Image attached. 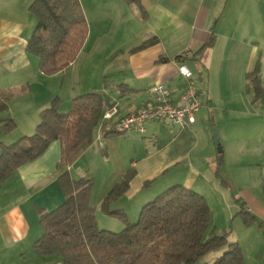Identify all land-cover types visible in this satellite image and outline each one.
Returning <instances> with one entry per match:
<instances>
[{
  "label": "crops",
  "instance_id": "obj_1",
  "mask_svg": "<svg viewBox=\"0 0 264 264\" xmlns=\"http://www.w3.org/2000/svg\"><path fill=\"white\" fill-rule=\"evenodd\" d=\"M33 1L0 0V91L24 93L12 97L0 113V120L18 123L9 135L0 132V146L32 135L39 112L53 97H61L58 112L66 113L73 97L99 94L107 101L105 109L117 111L110 123L151 103L157 84L170 91L177 105L192 86L201 107L194 122L184 128L148 122L142 134H106L100 120L91 144L66 168L57 167L61 146L54 141L41 157L16 169L0 187V264H62L60 255L41 256L33 244L41 235L39 212L63 203L58 175L64 170L74 180L92 182L89 201L95 208L96 226L119 232L123 223L102 213L100 204L130 169L135 174L128 189L111 209L121 210L134 222L143 205L174 185L202 196L207 187L215 188L219 196L228 194L216 176L220 153L213 133L221 141L224 166L247 159L264 168V116L253 112L244 79L258 63L264 82V0H139L146 12L144 20L136 7L123 0H79L88 26L86 41L75 61L52 76L42 75L38 59L25 50L36 26L28 11ZM154 38L155 43L140 47ZM211 38L210 50L198 55ZM180 67L189 70V79L180 75ZM207 68L217 76L212 92L210 85L204 86V92L199 88L200 71ZM46 78L54 79L58 90L52 86L43 97L29 99L33 87L40 91ZM241 120L247 124L238 130L236 123ZM227 174L223 170L226 179ZM263 181L254 190L240 189L236 199L243 201L240 209L257 219L250 244L253 264H264Z\"/></svg>",
  "mask_w": 264,
  "mask_h": 264
},
{
  "label": "trees",
  "instance_id": "obj_2",
  "mask_svg": "<svg viewBox=\"0 0 264 264\" xmlns=\"http://www.w3.org/2000/svg\"><path fill=\"white\" fill-rule=\"evenodd\" d=\"M123 1L137 8L139 19H145L146 12L139 0ZM80 7L79 0H34L29 6L36 26L25 50L38 59L42 75L52 76L64 71L81 51L88 26ZM213 40L206 41L198 55L210 50ZM156 41L151 39L140 47ZM259 77L257 63L244 79L253 103L264 104ZM12 97V92L0 91V113L7 109ZM59 103L55 99L39 112V123L32 135L0 146V187L16 169L41 157L54 141L61 146L59 169L69 166L81 150L91 144L107 101L95 93L75 96L66 113L58 112ZM15 126L12 119L0 120L3 134L9 135ZM221 155H217V177H220ZM134 172L133 169L125 172L122 180L102 198L101 212L119 219L124 225L121 231L111 232L96 226L95 208L89 201L92 182L74 180L67 171H62L58 182L63 203L50 212L38 214L41 235L33 244L37 254H58L62 264H195L209 253L223 251L212 264H242L241 248L237 242H227L228 233L217 234L212 228L206 234L211 220L207 202L203 196L182 185L167 188L143 205L134 222L121 210H112L111 205L126 192ZM241 214L243 220L257 222L243 208Z\"/></svg>",
  "mask_w": 264,
  "mask_h": 264
},
{
  "label": "rangeland",
  "instance_id": "obj_3",
  "mask_svg": "<svg viewBox=\"0 0 264 264\" xmlns=\"http://www.w3.org/2000/svg\"><path fill=\"white\" fill-rule=\"evenodd\" d=\"M200 73L202 74L203 78L201 79L199 77V79H198L199 88L204 92V89H203L204 86L206 89L207 86L210 85V89L212 92L213 91L212 88H214V86L216 84V82H215V79H217L216 74L211 70V68L210 69L209 68L202 69L200 71ZM41 82L43 83V86H41L42 88H40V91L35 90L38 88H36L34 86L33 91H32L33 93H30L29 99L33 100L34 96H39V95H42V97H43L44 96L43 94H46L47 89L51 90L54 87L56 90H58V88H59L58 87L59 84H57V82L54 79L49 80V78L48 79L46 78L45 80H43ZM261 85L263 87L262 91H264V82H261ZM25 88L29 90V88H27V87H25ZM20 92H22V90ZM20 92H18V93H16L15 91L12 92L13 97H15L17 94H19L20 96H21V94H24V93H20ZM23 92H24V90H23ZM60 95L62 96L61 92H60ZM54 96H56V95H54ZM53 98L54 99H52V101L56 99L57 101L59 100V102H60L61 97H57V98L53 97ZM58 98H60V99H58ZM257 103L261 104L260 102H257ZM251 104H253L252 108H255V110H253V112L255 111V112H257L256 113L257 115H263L264 116V105L263 104H261V106H256V105H254L253 101L251 102ZM236 109L241 110L242 107L238 106V107H236ZM15 123H16V125L18 124L17 121ZM246 124L247 123L243 122L242 120L236 123L238 130H239V128L244 129ZM219 125L221 126V123H219ZM219 128H221V127H219ZM212 137H213V144H215L216 140H217L218 141L217 144H219L218 147H220L222 150V145L220 144L221 141L219 140V137L217 136V134L213 133ZM221 156H222V164H221V167L218 169L219 174H220V177L218 178V180H219L218 182H219V185L221 186V188H223L224 190H227L228 194L224 195V196L221 195L224 198L223 199V198H221V196L218 195V193L216 192L217 190H215V188H210V187L206 188V191L203 194V197H204L205 201L207 202L208 208H209L210 213H211L210 226H209V229L207 230L206 234L209 233L212 228H214L217 231V234H219L221 232L228 233L227 242H229L230 244H231V242L232 243L237 242L238 243L237 245L240 246V248H241L242 256H243L242 257L243 258L242 264H253V260L251 258L252 254H253V247H251L252 245L250 246V244L252 243V240L254 238V234L256 233L255 229H256L257 223H255V221L243 220V215L241 214V209H240V206L242 205L243 201H241V199H240V202L238 203V202H236V199H239L238 197L240 196V194H239L240 189H243V188H251L252 189L256 186V184L259 185L260 183H262L261 179L264 178V168L256 160L248 162L247 159L242 160L240 162V164L237 166L234 163L232 166H230V165L224 166L226 156L225 157H223L224 155H221ZM243 166H245L244 170H242L240 168ZM222 169L226 172L228 171V174H227L228 179H226L222 176V173H223ZM241 174L245 175V176H241ZM245 177H247V178H245ZM230 178L231 179L233 178L235 180L232 181L233 180L232 179L230 182L229 181ZM252 190H254V189H252ZM263 193H264V187H263ZM158 194H160V193H158ZM153 199H154V197H153ZM153 199H151V200H153ZM243 210L246 211V209H243ZM137 217H138V215H137ZM137 217H135V221H136ZM112 232H118V231H112ZM222 252L223 251L209 253V254L205 255L203 258L199 259L195 264H212L216 260V258H218L222 254Z\"/></svg>",
  "mask_w": 264,
  "mask_h": 264
},
{
  "label": "built area",
  "instance_id": "obj_4",
  "mask_svg": "<svg viewBox=\"0 0 264 264\" xmlns=\"http://www.w3.org/2000/svg\"><path fill=\"white\" fill-rule=\"evenodd\" d=\"M178 69L185 79L191 77L188 69L184 67ZM196 93L192 86H188L186 92L180 97L181 103L177 105L173 103L170 91L163 84H157L152 89L151 103L134 113L110 123L117 111L115 108L105 109L101 116L103 130L110 133L124 134V132L133 131L142 134L148 122H163L174 128H184L194 122V115L201 107Z\"/></svg>",
  "mask_w": 264,
  "mask_h": 264
},
{
  "label": "water",
  "instance_id": "obj_5",
  "mask_svg": "<svg viewBox=\"0 0 264 264\" xmlns=\"http://www.w3.org/2000/svg\"><path fill=\"white\" fill-rule=\"evenodd\" d=\"M218 143V141L216 140V143L215 144H217ZM217 151L219 152V153H221V148L220 147H217Z\"/></svg>",
  "mask_w": 264,
  "mask_h": 264
}]
</instances>
